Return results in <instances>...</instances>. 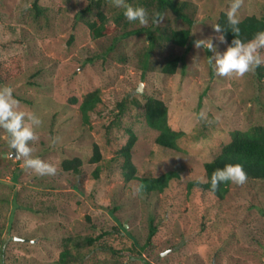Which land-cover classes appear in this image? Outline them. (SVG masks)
Returning <instances> with one entry per match:
<instances>
[{
    "label": "rangeland",
    "instance_id": "obj_1",
    "mask_svg": "<svg viewBox=\"0 0 264 264\" xmlns=\"http://www.w3.org/2000/svg\"><path fill=\"white\" fill-rule=\"evenodd\" d=\"M178 1L187 2L194 22L185 47L164 39L152 45L153 36L189 28L171 11L158 23L155 8L147 9V24L123 16L119 31L92 39L85 21L98 9L91 0H39L42 13L35 0H0V63L18 55L24 62L22 74L0 85L14 89L20 110L40 116L31 155L57 168L39 175L23 167L0 128V264H61L68 248L67 264H264V181L232 182L223 200L187 187L207 181L205 163L221 154L233 131L264 126V81L255 71L219 76L208 64L213 52L195 47L210 37L217 51L226 50L214 25L231 0ZM99 5L110 21L124 10L113 0ZM250 15L264 19V0H242L240 21ZM156 27L153 36L147 29L119 38ZM174 58L183 60L176 73H164ZM95 91L100 102L86 118L80 107ZM148 97L163 100L171 127L184 132L178 150L156 145L159 133L144 115ZM201 110L206 120L198 119ZM127 130L137 136L136 176L179 175L165 192L142 193L137 181L126 182ZM76 157L80 172L63 170Z\"/></svg>",
    "mask_w": 264,
    "mask_h": 264
},
{
    "label": "trees",
    "instance_id": "obj_2",
    "mask_svg": "<svg viewBox=\"0 0 264 264\" xmlns=\"http://www.w3.org/2000/svg\"><path fill=\"white\" fill-rule=\"evenodd\" d=\"M38 1L35 0L34 7L38 13H42V9L38 6ZM97 7L96 18L93 20L85 21L89 29V34L92 39H99L105 36H109L119 31L120 23L123 19L124 10L121 14L110 21L108 16L100 8V0H91ZM93 5V6H94ZM137 5H142L146 9H154L153 15L159 13L158 21L162 20L167 11H171L175 14L176 18L189 24L188 29H171L169 33H162L158 36H153L155 31H159L160 28L156 27L155 30L150 28H139L134 31L125 32L119 36V38H127L132 35L140 34L144 30H149L152 37V45H155V41L164 39L173 43L176 46L185 47L191 38V27L194 22L190 19L186 13L188 7L187 2H180L178 0H139ZM92 5H88L81 11L80 15L85 16L91 11ZM217 24L221 25V32L225 36V40L228 46L232 40L236 37V33L231 31V26L228 23L226 13H222ZM240 33L238 34L241 39H251L255 33L259 30H264V19L259 18L256 15H250L244 18L239 23ZM182 58H174L164 68L163 71L166 74H175ZM24 72V62L22 56L18 55L14 58L8 59L5 63H0V81L4 82L10 78L17 77ZM256 75L264 81V66L255 70ZM100 102L98 91L88 94L80 107L82 113L87 118L88 112L91 111L95 105ZM135 104H138L137 100H133ZM145 120L147 125L156 130L159 134L156 138V145L163 149L178 150V141L184 135V132L174 130L168 119V107L166 103L155 97H148L144 104ZM124 109H121L123 111ZM129 133V139L125 149L121 152L126 161L124 163V176L126 182L137 181V189L142 193H151L152 191L165 192L170 187V183L173 179H176L179 175L176 172L165 173L159 177H138L136 176V168L131 163V151L137 141V136L132 130H127ZM93 162L100 160V153L98 146H95ZM228 163H241L243 164L246 172L247 179L263 180L264 181V126H255L247 132L235 130L232 132V140L226 144L220 155L214 160L205 163V173L207 176L206 182L199 180H193L188 183L187 187L189 191L193 189H201L213 193L216 197L223 200L229 191L232 184L231 181H227L218 185L213 190L211 186V175L217 168H223ZM83 161L76 157L65 160L62 164V168L65 171H72L79 173ZM16 206V204H15ZM157 228L154 227L150 238L155 235ZM72 258L71 250L65 249L61 253V264H67Z\"/></svg>",
    "mask_w": 264,
    "mask_h": 264
},
{
    "label": "clouds",
    "instance_id": "obj_3",
    "mask_svg": "<svg viewBox=\"0 0 264 264\" xmlns=\"http://www.w3.org/2000/svg\"><path fill=\"white\" fill-rule=\"evenodd\" d=\"M116 7H123L124 15L129 21H138L140 24L149 22L148 10L142 6H133L127 0H113ZM242 0H231L226 11L231 31L236 37L225 51L216 50L212 38L195 40V47L203 46L211 50L213 55L208 57V64L219 76H243L245 73L255 71L264 66V30H259L251 39L239 37L240 19L238 11ZM159 13L152 16V22L158 23ZM220 33L218 39L225 42V36L221 32V25H214ZM14 89L8 85H0V128L8 133L9 146L15 150V155L22 159V166L33 169L39 175H55L56 165L47 162L40 157L31 155L33 148L29 141L38 139L35 127L42 124L40 116L34 112H25L19 109L20 101L14 96ZM198 119H207V113L201 110ZM25 117L30 123L25 122ZM247 172L241 163H228L223 168H217L211 175V186L215 190L219 184L231 181L235 184H244L247 180Z\"/></svg>",
    "mask_w": 264,
    "mask_h": 264
},
{
    "label": "water",
    "instance_id": "obj_4",
    "mask_svg": "<svg viewBox=\"0 0 264 264\" xmlns=\"http://www.w3.org/2000/svg\"><path fill=\"white\" fill-rule=\"evenodd\" d=\"M141 91V90H140Z\"/></svg>",
    "mask_w": 264,
    "mask_h": 264
}]
</instances>
